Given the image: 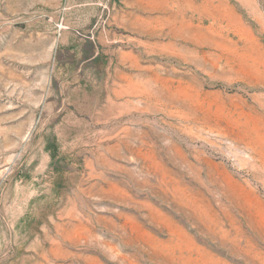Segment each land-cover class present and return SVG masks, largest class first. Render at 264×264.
<instances>
[{
	"label": "rangeland",
	"instance_id": "374dc122",
	"mask_svg": "<svg viewBox=\"0 0 264 264\" xmlns=\"http://www.w3.org/2000/svg\"><path fill=\"white\" fill-rule=\"evenodd\" d=\"M0 264H264V0H0Z\"/></svg>",
	"mask_w": 264,
	"mask_h": 264
}]
</instances>
